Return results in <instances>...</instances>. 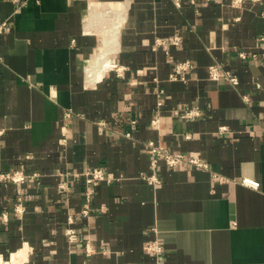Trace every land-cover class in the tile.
<instances>
[{"label":"crops","instance_id":"0c3cea01","mask_svg":"<svg viewBox=\"0 0 264 264\" xmlns=\"http://www.w3.org/2000/svg\"><path fill=\"white\" fill-rule=\"evenodd\" d=\"M0 25V175L38 174L0 180V264H264V0H0ZM149 141L205 166L150 184Z\"/></svg>","mask_w":264,"mask_h":264},{"label":"built area","instance_id":"2783aa9c","mask_svg":"<svg viewBox=\"0 0 264 264\" xmlns=\"http://www.w3.org/2000/svg\"><path fill=\"white\" fill-rule=\"evenodd\" d=\"M254 1H259V0H254ZM6 28H7L6 25H0V33H2ZM258 41L260 44V48L264 47V34H262L259 37ZM178 42H179L178 37H175L171 41V43H173V44H177ZM240 56L243 58H246L247 55H246V53L241 52ZM190 67H191V64L189 62H184V63L178 64L176 66V69L178 72H180V71L182 72V71L187 70ZM208 73H209V78L212 80L224 81V82H227L233 86H237L239 84L238 76H236L232 72L224 69L220 64L210 65L208 68ZM179 75L173 74L170 77H171V79H177L179 77ZM181 78L183 79V76H181ZM160 103L161 102H159V104ZM184 115L192 116L195 114L192 111H187V112H185ZM196 115H198V114L196 113ZM70 117H71V111L69 110L66 112L65 118L68 119ZM155 122H154V125H155ZM134 123H135V121H131L130 124L132 125ZM99 126H100V128H103L105 126V123L100 122ZM67 129H68V123H65L64 129L62 132V142L63 143L66 142ZM224 129L225 128H222V130H224ZM123 134L128 136V137H130V135H131V133L129 131H123ZM147 147L149 148V151L152 155V158H151V174L145 175L143 178H145V180L148 183L153 184V185H158L161 182V180L158 176V173H157V164H158V159L160 157H162L165 160L166 164L170 167L177 166L181 161H188V162L193 163L199 167L205 166V164L198 159H189L181 153H173V152L169 151L168 149H166L165 147L154 143L153 141H149L147 143ZM82 175L85 178V184H86L85 202L83 205L82 212H83L84 216H87L89 211H90V202H91V197L93 195L94 187L99 185L100 182H102V181L110 182L112 179L107 176L106 171L103 167H94V168L87 169L86 171H84L82 173ZM37 176H38V174H35V173L32 175H29V174L24 173L23 171L17 170V171H11L8 173L1 174L0 180H10L14 183H22V182H25L29 179L37 178ZM245 182L248 184L256 185V183L254 184V182H251L248 179H245ZM65 234H66L68 241L70 243H75L78 241V235L76 234L75 230L72 229L71 227L66 229ZM145 249L149 252H154L157 254L162 252V246L159 245L155 241L147 244L145 246Z\"/></svg>","mask_w":264,"mask_h":264},{"label":"bare ground","instance_id":"6f19581e","mask_svg":"<svg viewBox=\"0 0 264 264\" xmlns=\"http://www.w3.org/2000/svg\"><path fill=\"white\" fill-rule=\"evenodd\" d=\"M106 16H107V15H106ZM106 16H105V17H106ZM114 17H115V14H114ZM120 17H121V16L118 17V15H117V17H116L115 20H117V18H120ZM103 18H104V17H103ZM106 18H107V17H106ZM107 20H108V19H107ZM110 20H111V18H110ZM113 21H114V20H113ZM113 21H112V22H113ZM118 21L120 22V19H119ZM118 21H116L115 24H117ZM112 22H111V23H112ZM119 22H118V24H119ZM115 24L113 23V25H115ZM101 26H102V25H101ZM113 40H114V39H113ZM111 42H112V40H111ZM111 42H110V43H111ZM114 43H115V40H114ZM109 45H110V44H109ZM113 45H115V44L112 43V47H111V48H114ZM115 46H116V45H115ZM106 47L108 48V45H107ZM109 47H110V46H109ZM111 53H112V52H111ZM97 55H98V54H97ZM97 55H96V56H97ZM105 55H106V53H105ZM107 55H108V54H107ZM101 59H103V58H102V55L99 56V57H97V58L94 60V62L92 63V65L89 67V71H90V70L93 71L94 69H96V67H99L100 64H101V66H102L103 69L106 68V67H109V66H110V63H109L110 61H109V62L104 61V63H103L102 61H103L104 59H103V60H101ZM101 62H102V63H101ZM99 68L101 69V67H99ZM99 72H100V70L98 71V73H99ZM92 76H93V75H92ZM93 77H95V76H93ZM89 78H90V77H88V79H89Z\"/></svg>","mask_w":264,"mask_h":264}]
</instances>
